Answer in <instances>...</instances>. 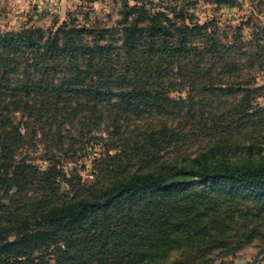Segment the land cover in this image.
<instances>
[{
    "label": "trees",
    "instance_id": "obj_1",
    "mask_svg": "<svg viewBox=\"0 0 264 264\" xmlns=\"http://www.w3.org/2000/svg\"><path fill=\"white\" fill-rule=\"evenodd\" d=\"M123 2L116 27L0 33V264L264 249V28L224 41ZM88 146V178L65 169ZM239 151L259 159H224Z\"/></svg>",
    "mask_w": 264,
    "mask_h": 264
},
{
    "label": "rangeland",
    "instance_id": "obj_2",
    "mask_svg": "<svg viewBox=\"0 0 264 264\" xmlns=\"http://www.w3.org/2000/svg\"><path fill=\"white\" fill-rule=\"evenodd\" d=\"M126 1L129 6H143L150 13H165L170 18L177 17L178 11L183 10L182 18L176 20L178 23L184 21L189 25H207L211 32L224 41H232L236 36V29L240 30V37L248 41L256 28H264V0ZM123 4V0H97L93 3L81 0H0V33H18L29 28H39L47 36L70 20H74L76 25L88 28L116 27L122 18L120 10ZM257 83L264 86V72L258 75ZM256 101L264 104V91ZM97 147L94 146V149ZM41 149L42 144L38 143L30 159L33 164L45 168L47 164L41 158ZM85 150L86 153L81 155L88 153L86 156L79 155L67 159L64 167L83 178H88L93 163V152L89 146ZM248 156L250 155L246 152L239 151L229 153L224 159L233 166L259 159L255 154L250 158ZM218 159H221L220 156ZM258 250L260 245L256 241L232 255L215 259L212 264H250ZM255 264H264V257Z\"/></svg>",
    "mask_w": 264,
    "mask_h": 264
},
{
    "label": "water",
    "instance_id": "obj_3",
    "mask_svg": "<svg viewBox=\"0 0 264 264\" xmlns=\"http://www.w3.org/2000/svg\"><path fill=\"white\" fill-rule=\"evenodd\" d=\"M262 257H264V249H260V250L257 251L254 259L251 261L250 264H255Z\"/></svg>",
    "mask_w": 264,
    "mask_h": 264
}]
</instances>
